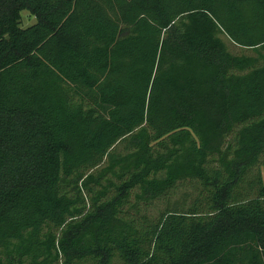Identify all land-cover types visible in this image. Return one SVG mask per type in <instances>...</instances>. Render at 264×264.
<instances>
[{
	"label": "trees",
	"instance_id": "trees-1",
	"mask_svg": "<svg viewBox=\"0 0 264 264\" xmlns=\"http://www.w3.org/2000/svg\"><path fill=\"white\" fill-rule=\"evenodd\" d=\"M0 264H264V0H0Z\"/></svg>",
	"mask_w": 264,
	"mask_h": 264
},
{
	"label": "rangeland",
	"instance_id": "rangeland-1",
	"mask_svg": "<svg viewBox=\"0 0 264 264\" xmlns=\"http://www.w3.org/2000/svg\"><path fill=\"white\" fill-rule=\"evenodd\" d=\"M22 26L32 25L36 22V19L28 11H22ZM222 40L226 44L227 48L235 53L242 55H254L255 52L252 49L239 47L235 45L226 35H221ZM195 184L192 182L184 181L178 184L170 198L171 203L178 202L183 209H187L189 205L195 200L198 191L194 188ZM167 206L166 201L156 200L146 211L150 218H156L160 211ZM144 213V210H141Z\"/></svg>",
	"mask_w": 264,
	"mask_h": 264
}]
</instances>
